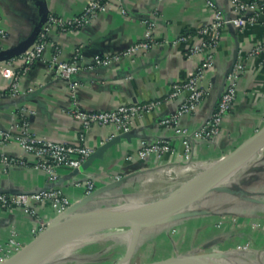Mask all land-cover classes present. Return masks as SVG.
<instances>
[{"label":"crops","instance_id":"obj_1","mask_svg":"<svg viewBox=\"0 0 264 264\" xmlns=\"http://www.w3.org/2000/svg\"><path fill=\"white\" fill-rule=\"evenodd\" d=\"M43 1L48 15L70 19L81 13L91 0ZM205 1L109 0L107 10L85 27L69 33H50L44 62L36 63L20 76L18 94H10L9 81L0 73V129L16 135L19 112L25 107L32 112L29 117L32 134L67 145L75 144L83 135L84 145L93 155L78 170L57 169L53 182L44 172L30 167L16 166L3 174L0 163V193L17 195L53 189L69 200L70 207H78V212L82 213L112 207L119 198L124 201L149 199L167 188L171 180L179 181L186 172H192L183 171L186 166L216 161L261 129L264 125V66L261 57L250 55L262 39V29L258 26L240 31L226 26L221 31L213 52L214 64L202 81L208 93L195 112L179 119V126L189 133L196 131L212 114L224 75L236 59L241 61L243 72L237 82L236 99L223 120L220 134L211 142L194 141L191 163L183 165L181 139L172 127L163 124L180 103V99L164 100L171 86L184 82L202 58L201 55L189 58L186 54L201 43L198 31L214 19L215 12ZM210 1L216 11L228 19L235 15L234 3L249 0ZM41 10V0H0V29L7 34L0 47L11 48L23 41L38 23ZM151 22L155 24V45L150 51L107 68L87 69L95 55H114L141 41ZM180 38L186 40L175 43ZM76 55L81 70L72 78L77 84L72 99L68 84L55 75L51 61L56 57L58 61L67 62ZM9 64L15 70L20 68L17 58ZM5 67L8 62L0 63V70ZM72 100L78 108L89 112L110 111L120 105L149 101H160V104L135 118L125 134L112 126H95L83 134L70 114ZM158 139L167 140L173 152L161 158L137 157L142 142ZM260 154L253 167L245 168L235 178L242 185L245 180L257 183L252 186V191L256 192L264 183V150ZM1 156L30 160L15 142L0 146ZM87 181L95 186L89 198L84 190ZM32 207L33 216H26L20 210L0 212V247L7 248L12 231L19 244L29 243L32 231L37 230L40 223L48 224L57 217L49 202L35 203ZM215 207L212 206L214 210Z\"/></svg>","mask_w":264,"mask_h":264},{"label":"built area","instance_id":"obj_2","mask_svg":"<svg viewBox=\"0 0 264 264\" xmlns=\"http://www.w3.org/2000/svg\"><path fill=\"white\" fill-rule=\"evenodd\" d=\"M108 1L91 0L81 13L70 19H64L52 14L48 15L46 23L38 33L35 42L17 58L20 62V68L18 70L13 69L11 64H9L10 61H8V67L0 70L1 75L9 81L10 94L14 96L20 92L19 79L21 75L26 73L36 63L44 62V53L52 31L69 33L85 27L98 14L107 10ZM157 1L160 2L162 0ZM205 3L214 10V19L210 24L198 31L201 43L189 49L186 54L189 58L197 55H201L202 58L196 68L187 74L184 82L171 86L169 94L164 99L167 101L180 99L175 113L163 124L172 127L175 130V134L181 139L184 153L183 165L191 163L194 141L211 142L220 134L223 120L232 109L236 99L237 82L243 72V65L237 59L226 77L220 98L208 119L192 133L179 126V119L184 115L195 112L208 93V90L202 86V81L206 72L214 64L213 52L218 45L221 31L228 25L239 31L245 28L260 27L262 29V39L252 48L250 55L261 57L264 66V0L234 3L233 10L235 15L228 19L222 17L216 11L210 0H206ZM122 13L124 12L122 11ZM154 32L155 24L153 22L148 23L141 41L114 55H95L87 69L107 68L124 59L150 51L155 45ZM6 36V32L0 29V46ZM185 40L186 38H180L175 43ZM51 64L55 75L68 84L73 99L77 84L72 82V78L81 70V66L78 63V55L67 62L58 61L56 57H53ZM159 104L160 101H149L144 104L120 105L110 111L89 112L78 108L76 102L73 101L70 114L79 123L83 134L95 126H112L119 133L125 134L130 130L135 118L153 111ZM19 113L16 125L18 133L15 135L10 131L0 129V146L15 142L30 160L1 156L0 163L3 165L9 167H30L34 171H42L46 174L48 180L53 182L57 178V169L78 170L91 156L92 151L84 145L83 135L80 136L75 144L54 143L30 132L29 117L32 113L31 111L23 107ZM171 152H173V149L170 143L167 140L158 139L154 142H142L137 152V157L146 159L154 155L161 158ZM84 190L86 196L91 195L95 191L94 183L87 181L84 185ZM41 202L51 203L56 210L57 216L63 214L70 207L69 200L64 195L59 191L50 189L30 194L8 195L0 193V212L20 210L26 216H33L35 210L32 204ZM35 232L36 230L32 231L33 234ZM18 251L19 242L16 233L12 231L7 242V248L0 247V263Z\"/></svg>","mask_w":264,"mask_h":264},{"label":"rangeland","instance_id":"obj_3","mask_svg":"<svg viewBox=\"0 0 264 264\" xmlns=\"http://www.w3.org/2000/svg\"><path fill=\"white\" fill-rule=\"evenodd\" d=\"M263 148L247 159L246 170L254 166ZM1 165L3 174L16 167ZM196 174L197 171L186 172L179 181L171 180L167 188L139 202L152 203L164 199ZM250 175L252 177L253 174ZM256 184L245 180L242 185L240 181L233 180L229 185L211 191L194 202L180 217L142 228L133 253L125 264H148L171 258L209 255L223 264H264V183L257 192L252 191V186ZM230 202L233 204L229 205ZM214 205L215 210L212 208ZM258 207L263 210L258 211ZM48 224L40 223L32 240ZM124 231L126 229L113 237L84 245L57 264H118L129 245ZM25 246L20 242L19 251Z\"/></svg>","mask_w":264,"mask_h":264},{"label":"water","instance_id":"obj_4","mask_svg":"<svg viewBox=\"0 0 264 264\" xmlns=\"http://www.w3.org/2000/svg\"><path fill=\"white\" fill-rule=\"evenodd\" d=\"M41 5L43 10H41L42 12L40 19L33 28V30L31 31V33L23 41H21L20 43H18L17 45L11 48L2 49L0 47V63L8 62L12 59L18 58L35 42L38 33L42 30L48 17V11L45 8V4L43 0H41ZM228 27L231 26L228 25ZM232 65L224 75L214 108L220 98L226 77L228 73L231 71ZM108 144L110 143H107L106 145ZM263 147H264V126L261 129H259L254 135L248 138L246 141H244L239 146H237L233 151L224 155L220 159L216 160V162L201 175L200 181L192 185V189L189 191V193L184 195L180 200L172 204L161 205L152 211L143 212L136 215L98 217V215L94 212L90 211V212L82 213V212H78V207H69L63 214L58 215L54 220H52L41 233H39L30 243H28V245H26L23 249H21L20 251H18L17 253H15L14 255H12L11 257H9L0 264H25V262L37 251V249L50 236L57 234L63 231L64 229L70 227L71 225L76 224L77 222L83 220H87L91 223L99 225L101 230L103 229L110 230V229H117L123 227L127 229L133 226L137 227L138 233L136 235L135 240L133 241L130 247L128 245L124 258L118 263V264H125L133 253L137 237L139 235V232L142 230V228L153 224H160L166 222L171 218H177L183 215L182 212H184V210H186L189 206L193 205L194 202L200 200L203 196H205L209 192L214 191L215 190L214 185L219 180H221L230 170H232L239 163L243 161H247V159L251 155H253L255 152H257ZM92 156L93 155L91 154L89 158H91ZM93 193L86 197L88 198L91 197ZM156 202L158 201L152 203H156ZM152 203H148V204H152ZM194 257H198V256H186L182 259L171 258L163 262H155L148 264H166L168 263L167 261L169 260H175L176 261L175 263H178L180 260L182 261L185 259L187 261H192L195 260ZM207 257H211V256H207Z\"/></svg>","mask_w":264,"mask_h":264},{"label":"bare ground","instance_id":"obj_5","mask_svg":"<svg viewBox=\"0 0 264 264\" xmlns=\"http://www.w3.org/2000/svg\"><path fill=\"white\" fill-rule=\"evenodd\" d=\"M215 162L216 161L198 162L189 166L185 165L186 167L183 168V171H197V174L185 185L179 187L180 189L177 192H172V194L168 195L166 198L157 200L158 202L156 203L148 204L139 201H124L123 199L119 198V200L113 207L98 209L91 212L96 213L98 217L136 215L139 213L152 211L164 204L175 203L184 195L189 193V191L192 189V185L199 182L201 175ZM245 164L246 161H243L235 166L232 170H230L221 180H219L214 185V189L216 190L229 185L239 174L243 172V170L245 169ZM173 169L175 170V168ZM123 229L126 228L123 227L110 230H101L99 225L91 223L87 220L77 222L76 224L71 225L63 231L50 236L25 262V264H57L63 262L72 253H74L76 250H79V248H81L82 246L95 243L104 238L113 237L120 231H123ZM137 233L138 229L136 226L126 229L129 247L135 240ZM194 259L195 260L192 261H187L186 259L182 261L180 260L178 263H175V260H169V262L166 264H223L221 261L207 256H198L194 257Z\"/></svg>","mask_w":264,"mask_h":264}]
</instances>
